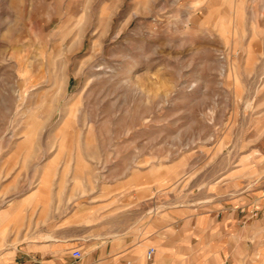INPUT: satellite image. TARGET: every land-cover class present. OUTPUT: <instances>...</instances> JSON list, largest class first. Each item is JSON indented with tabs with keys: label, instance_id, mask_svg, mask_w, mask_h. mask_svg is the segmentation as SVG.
I'll list each match as a JSON object with an SVG mask.
<instances>
[{
	"label": "rangeland",
	"instance_id": "1",
	"mask_svg": "<svg viewBox=\"0 0 264 264\" xmlns=\"http://www.w3.org/2000/svg\"><path fill=\"white\" fill-rule=\"evenodd\" d=\"M65 184L131 189L108 228L212 209L264 264V0H0V186Z\"/></svg>",
	"mask_w": 264,
	"mask_h": 264
},
{
	"label": "crops",
	"instance_id": "2",
	"mask_svg": "<svg viewBox=\"0 0 264 264\" xmlns=\"http://www.w3.org/2000/svg\"><path fill=\"white\" fill-rule=\"evenodd\" d=\"M43 190L38 185L21 196L14 192L5 196L0 186V264H238L235 259L242 256L237 243L242 241L241 236L229 246L228 235H218L212 227L216 226L212 209L196 215L195 209L184 208L178 219L183 232L179 235L172 228L177 215L165 213V217L158 210L150 216L140 213L127 220L122 229L108 228L107 222L100 219L88 224L85 220L103 217L104 213L99 216L101 208L104 211L113 207L116 212L108 217L118 216L121 211L116 206L122 203L126 205L123 215H131V189L116 191L115 187H107L106 196L101 198L98 189L85 196L82 187L74 191L65 184L62 204L57 199L46 203ZM116 194L124 195V199L127 196L129 202L121 203ZM88 209L89 215L85 214ZM89 230H94L93 248L89 254L80 251V258L73 259L71 249H79ZM148 247L153 248L150 259L145 258Z\"/></svg>",
	"mask_w": 264,
	"mask_h": 264
},
{
	"label": "built area",
	"instance_id": "3",
	"mask_svg": "<svg viewBox=\"0 0 264 264\" xmlns=\"http://www.w3.org/2000/svg\"><path fill=\"white\" fill-rule=\"evenodd\" d=\"M152 253H153V248L152 247H148L145 251V258L146 259H150L151 256H152ZM70 256L73 258V259H79L80 256H81V252L79 249L77 248H73L71 249L70 251Z\"/></svg>",
	"mask_w": 264,
	"mask_h": 264
}]
</instances>
